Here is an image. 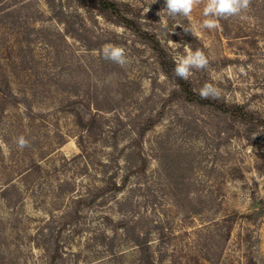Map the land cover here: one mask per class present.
<instances>
[{"label": "rangeland", "instance_id": "1", "mask_svg": "<svg viewBox=\"0 0 264 264\" xmlns=\"http://www.w3.org/2000/svg\"><path fill=\"white\" fill-rule=\"evenodd\" d=\"M113 1L125 20L0 0V264H264V0L217 30L203 3L185 18ZM154 40L173 61L202 49L192 89L247 115L181 100ZM109 43L127 66L102 58Z\"/></svg>", "mask_w": 264, "mask_h": 264}, {"label": "clouds", "instance_id": "2", "mask_svg": "<svg viewBox=\"0 0 264 264\" xmlns=\"http://www.w3.org/2000/svg\"><path fill=\"white\" fill-rule=\"evenodd\" d=\"M201 3L204 4L202 11L204 19L200 27L207 30H217L221 27L220 21L222 19L230 17L246 19L252 0H165V8L161 11L170 17L183 16L187 18L191 16L194 8ZM184 30L191 32L189 28H184ZM101 55L104 60L120 67H125L130 63L128 51L120 45L110 43L103 45ZM209 63V57L202 49L187 48L186 54H177L174 57V74L176 77L187 81L192 76L193 70H205ZM198 95L201 99H217L220 92L213 83L206 82L199 89ZM15 143L21 150L31 146L30 141L24 135L16 137ZM255 179L259 183L264 178L257 176Z\"/></svg>", "mask_w": 264, "mask_h": 264}, {"label": "trees", "instance_id": "3", "mask_svg": "<svg viewBox=\"0 0 264 264\" xmlns=\"http://www.w3.org/2000/svg\"><path fill=\"white\" fill-rule=\"evenodd\" d=\"M90 2L93 3L96 6V8L112 22L117 23L120 20L124 19L121 6L116 1L90 0ZM152 48L157 52L159 65L164 75L166 77L173 79L176 85V91L174 92L179 94L181 100L189 103H194L200 106H205V105L213 106L217 108L221 113L226 114L227 117L235 120L238 118H243L247 115V112L244 111L241 106L217 103L214 99H201L198 93L192 89L191 83L188 80L185 81L175 76L174 61L172 59H166L165 52L161 47H159L157 41L154 40V43L152 44ZM78 147H80V151H81L82 147L80 142H78Z\"/></svg>", "mask_w": 264, "mask_h": 264}]
</instances>
